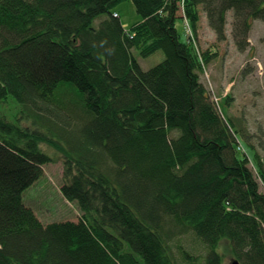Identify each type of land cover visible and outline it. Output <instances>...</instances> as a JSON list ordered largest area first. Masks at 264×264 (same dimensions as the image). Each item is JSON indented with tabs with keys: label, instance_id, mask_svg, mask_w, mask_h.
Segmentation results:
<instances>
[{
	"label": "trees",
	"instance_id": "obj_1",
	"mask_svg": "<svg viewBox=\"0 0 264 264\" xmlns=\"http://www.w3.org/2000/svg\"><path fill=\"white\" fill-rule=\"evenodd\" d=\"M123 1L0 0V264H178L183 235L207 249L204 264H224V240L240 264H264L263 160L176 29L185 18L196 31L204 4L223 39L228 12L248 15L247 41L264 0H131L135 34L112 12ZM135 49L164 61L146 71ZM42 145L63 160L78 222L45 225L24 204L57 161Z\"/></svg>",
	"mask_w": 264,
	"mask_h": 264
},
{
	"label": "rangeland",
	"instance_id": "obj_2",
	"mask_svg": "<svg viewBox=\"0 0 264 264\" xmlns=\"http://www.w3.org/2000/svg\"><path fill=\"white\" fill-rule=\"evenodd\" d=\"M197 8L199 21L196 31L185 18L177 20L176 29L180 41L189 42L195 52L206 55L202 82L217 103L218 111L224 109L227 116L238 123L243 139L249 140L248 142L254 146L264 165V22L251 20L246 41L243 38V21L249 16L236 20L234 13L228 12L223 39L210 26L205 5L199 4ZM112 12L119 16L120 23L126 31L134 32V26L142 22L131 0L119 3ZM98 21H95V25ZM241 41L247 45L241 46L239 44ZM133 53L146 71L162 63L165 58L161 51L146 58L140 57V50L135 49ZM5 109L10 115V111H15V106L6 105ZM42 146L57 161L46 165L44 176L24 192V204L31 208L45 225L78 222L80 213L76 204L66 201L61 193V188L65 184L63 160L48 146ZM249 167L257 176L256 162L250 163ZM256 179L260 184V191L264 193V184L260 178ZM171 247L178 264L190 262L183 259L181 249L195 254V264H204L207 249H204L195 237L183 235L174 240ZM230 248V244L225 240L217 247L224 264H230L235 258Z\"/></svg>",
	"mask_w": 264,
	"mask_h": 264
},
{
	"label": "water",
	"instance_id": "obj_3",
	"mask_svg": "<svg viewBox=\"0 0 264 264\" xmlns=\"http://www.w3.org/2000/svg\"><path fill=\"white\" fill-rule=\"evenodd\" d=\"M230 264H240V262L237 259H233Z\"/></svg>",
	"mask_w": 264,
	"mask_h": 264
},
{
	"label": "built area",
	"instance_id": "obj_4",
	"mask_svg": "<svg viewBox=\"0 0 264 264\" xmlns=\"http://www.w3.org/2000/svg\"><path fill=\"white\" fill-rule=\"evenodd\" d=\"M184 1V0H183Z\"/></svg>",
	"mask_w": 264,
	"mask_h": 264
}]
</instances>
